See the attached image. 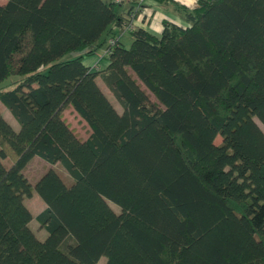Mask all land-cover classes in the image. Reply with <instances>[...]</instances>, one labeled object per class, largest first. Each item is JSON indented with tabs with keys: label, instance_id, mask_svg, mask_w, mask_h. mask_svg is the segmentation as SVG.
<instances>
[{
	"label": "trees",
	"instance_id": "1",
	"mask_svg": "<svg viewBox=\"0 0 264 264\" xmlns=\"http://www.w3.org/2000/svg\"><path fill=\"white\" fill-rule=\"evenodd\" d=\"M181 11L188 25L156 36L115 1L0 3V102L18 123L0 111V264H264V0ZM113 26L129 45L107 43ZM33 157L51 166L31 184Z\"/></svg>",
	"mask_w": 264,
	"mask_h": 264
},
{
	"label": "crops",
	"instance_id": "2",
	"mask_svg": "<svg viewBox=\"0 0 264 264\" xmlns=\"http://www.w3.org/2000/svg\"><path fill=\"white\" fill-rule=\"evenodd\" d=\"M107 1L117 2V10L125 18L128 16L129 11L133 12V16L130 21L132 29L143 28L149 33L158 36L162 31V22L164 20L173 22L180 26H187L188 24L186 23L181 10L182 8H194L197 5L198 0H143L138 9H136V0ZM112 36L123 42L125 46L129 45L131 42L130 30L113 26L112 32L107 37V40ZM104 47L105 45H103L95 55L84 58V63L90 69L101 70L107 66V58L104 54Z\"/></svg>",
	"mask_w": 264,
	"mask_h": 264
},
{
	"label": "rangeland",
	"instance_id": "3",
	"mask_svg": "<svg viewBox=\"0 0 264 264\" xmlns=\"http://www.w3.org/2000/svg\"><path fill=\"white\" fill-rule=\"evenodd\" d=\"M5 0H0V3H3ZM105 49V48H104ZM15 79V77H10L7 81H4L1 86H3L4 89L10 87V83ZM100 87L103 88L105 91L106 95H108L109 99L112 101V103L117 107L118 110H120V106L113 97V95L109 92L107 87L99 80ZM151 97H153L151 95ZM0 111L4 118L11 123V125L17 129L18 128V123L15 121V119L12 117L8 109L0 102ZM62 116L65 119L67 123H69L70 127L73 128L75 133L77 134L78 137L81 139H85L90 132V129L88 125L85 123L84 120H82L76 113L75 111L68 106L65 108L62 112ZM215 143H219L221 141V138L217 136L215 138ZM6 164L10 163V159H4L3 160ZM51 165L44 160L40 159L39 157H33L24 167L23 172L26 175V177L29 179L30 183L33 184L38 177L43 173L45 169L50 167ZM57 167L58 172L62 175V177L65 180H70L68 174L58 165H55ZM24 201L27 205V207L31 210L33 216H35L40 210H42L45 206V203L42 201V199L38 196V194L32 190V194L29 197H25ZM113 208L116 210L117 208L113 206ZM30 226L35 232L36 236L39 239H43L46 236V231L45 229L39 228L38 223L36 220L33 218L32 221L30 222ZM105 261V258L102 257L100 258L98 264H103Z\"/></svg>",
	"mask_w": 264,
	"mask_h": 264
},
{
	"label": "built area",
	"instance_id": "4",
	"mask_svg": "<svg viewBox=\"0 0 264 264\" xmlns=\"http://www.w3.org/2000/svg\"><path fill=\"white\" fill-rule=\"evenodd\" d=\"M142 1L143 0H136V2H137V8L136 9H138V7L142 3ZM132 16H133V12H132ZM125 28H132V24L128 23ZM113 42H114V39H111V38H109L108 41H107L108 44H112ZM107 51H108L107 48H105L104 49V54H106Z\"/></svg>",
	"mask_w": 264,
	"mask_h": 264
}]
</instances>
